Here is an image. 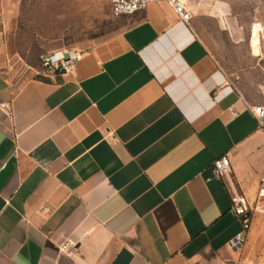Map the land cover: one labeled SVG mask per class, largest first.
<instances>
[{"label": "crops", "instance_id": "0c3cea01", "mask_svg": "<svg viewBox=\"0 0 264 264\" xmlns=\"http://www.w3.org/2000/svg\"><path fill=\"white\" fill-rule=\"evenodd\" d=\"M13 3L0 0V264H230L243 219L213 166L228 155L253 205L264 128L203 38L219 19L151 3L53 74L40 56L59 46L15 50Z\"/></svg>", "mask_w": 264, "mask_h": 264}, {"label": "rangeland", "instance_id": "374dc122", "mask_svg": "<svg viewBox=\"0 0 264 264\" xmlns=\"http://www.w3.org/2000/svg\"><path fill=\"white\" fill-rule=\"evenodd\" d=\"M111 6L112 0H14L9 14L15 50L33 57L57 45L81 54L112 32ZM194 12L206 11L194 7ZM209 13L219 22L212 20L203 38L245 96L264 106V0H218ZM254 27L261 28L260 56H254L250 46ZM228 260L230 264H264L263 214L251 217L245 242L239 249L230 248Z\"/></svg>", "mask_w": 264, "mask_h": 264}, {"label": "built area", "instance_id": "2783aa9c", "mask_svg": "<svg viewBox=\"0 0 264 264\" xmlns=\"http://www.w3.org/2000/svg\"><path fill=\"white\" fill-rule=\"evenodd\" d=\"M163 2L168 4L185 23H189L194 15V7L208 11L213 10L218 0H112L111 13L114 17L132 15L144 10L149 4ZM202 12V11H201ZM79 53L58 50L48 53L42 58V67L49 73H71L80 58ZM258 120L261 128H264V107L257 106L251 109ZM215 175L225 181L230 189L232 199V211L243 219V232L230 243L233 250L242 247L246 234L250 228V220L254 214L264 215V176L260 180L259 191L256 202L251 205L246 198L237 190L232 178V165L228 155L220 157L214 162Z\"/></svg>", "mask_w": 264, "mask_h": 264}, {"label": "bare ground", "instance_id": "6f19581e", "mask_svg": "<svg viewBox=\"0 0 264 264\" xmlns=\"http://www.w3.org/2000/svg\"><path fill=\"white\" fill-rule=\"evenodd\" d=\"M254 43H253V48L255 49V52H257V48H258V39L257 40H255V41H253Z\"/></svg>", "mask_w": 264, "mask_h": 264}]
</instances>
